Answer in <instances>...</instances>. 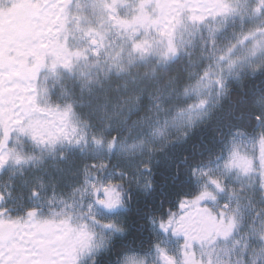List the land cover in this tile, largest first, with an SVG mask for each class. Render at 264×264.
<instances>
[{
  "label": "rangeland",
  "instance_id": "374dc122",
  "mask_svg": "<svg viewBox=\"0 0 264 264\" xmlns=\"http://www.w3.org/2000/svg\"><path fill=\"white\" fill-rule=\"evenodd\" d=\"M161 1L160 5L157 4L156 0L79 1L73 4L71 16L60 15L59 22L55 19L41 20L37 24L39 27L38 31L34 34L38 43L36 45L33 44V46H24L27 47V52H23L26 57L34 49H39L38 52L42 54L45 69L42 80L44 83L36 87V92L32 96H35L34 106L44 109V111H37L38 113H35L30 119L22 116L23 125H15L17 127L13 125L10 131L13 140L12 147L15 148L16 153L25 157L32 156L34 159L26 162L22 161L20 164H16L14 160L10 159L8 164L3 169H0V179L5 181L2 183L3 187L6 188V191L35 190L42 193L51 191L52 194H56V191L60 193L61 191H73L69 198L60 199L58 205L62 207L63 212L71 211L73 208L77 209L76 212L79 214L77 217L87 223L89 232L94 233L93 245L102 240L103 231V248L105 247L104 237L108 238L110 229H105L100 224H95L88 215L91 221L89 223L87 215H84L87 213L88 204L92 203L89 196L91 192L90 185L99 181L105 183L112 181L121 185V183H125L126 173L115 169H101L96 164L95 168L92 167L93 164L91 167H81L78 155L81 151L87 152L89 158L93 160L104 156V153L97 146L89 147L83 141L78 146L67 143L57 144L54 150H49L48 145H46L52 154L43 157L41 155L42 145L35 143L29 135L19 131L20 127H26L30 121L39 122L37 127L41 128L45 137L48 131L55 132L58 128L63 127L49 109L62 112L68 104L73 106L71 102H67V98L73 95L75 91L72 87V80L76 77L83 79L91 75V72L88 71L89 68H92L90 62L97 59L92 55V51L96 48L90 43V37L84 35L83 29L91 26L103 33L104 47L101 49V56H104L106 60H111L106 53L123 49V56L120 60L122 65L133 63L147 64L154 63L151 62V58H160L156 50L164 48L167 41L165 39L163 44L157 43V41L163 39L159 36V32L171 21L172 24L176 25L173 31V39L178 48L177 53H180L179 56H181L180 62L183 61L188 69L187 83L184 88L188 85H194L205 71H209V76L201 83L202 85H207L210 80L212 83L209 87H201L198 90L199 95H197V91L191 89L185 95L184 88L179 95L173 93L176 97L175 104L178 106L175 113L179 109L184 108V104H187V106L196 104L200 99L207 98L208 103L203 108L185 112L183 117L176 123H173L171 118L169 119L166 116L159 125L154 126L150 123L143 129H137L136 126H133L127 141L121 145L123 146L121 147L123 154L132 162H134L136 157L147 154L148 143H162L170 133L185 127L194 128L203 122L211 114V112L207 111L209 107L211 106L212 110L216 109L232 86L241 85L245 79L264 69V45L260 46V50L255 56H248L249 49L256 44V41L264 40V34L257 32L255 37H250L242 44L237 43L242 39L243 34L264 28V15L253 16L250 11H245L250 9L255 0ZM105 3L112 5L111 11L105 9ZM141 3L144 5L143 9L140 8ZM224 3H227L230 7L222 11ZM109 16L111 19H109ZM192 17H202V19L193 20ZM137 18H146L148 22L152 20H158L159 22L147 28V30L144 27H140L139 22L133 27H123L117 23V21H132ZM61 21L64 23L63 31L59 30ZM77 24H79V28ZM142 39L149 40L153 44L154 51L144 59H140L138 54L129 56L128 51L132 41ZM205 40H211L214 50L219 49L220 54L235 44L236 47L230 56L232 59H237L236 66L229 71L227 68L228 61L225 60L219 61L220 66L217 67L219 56L215 54L207 62L202 59L199 64L188 63L189 54L201 47H205L203 44ZM56 41L63 43L70 51L88 49L89 51L85 53L87 60L83 58L77 60L73 57V68L71 71L59 64H57L54 71L50 70L51 64L55 60L52 49ZM16 53L19 52L16 51ZM175 57H178V55L167 61L170 63L169 67ZM129 60L132 63H129ZM221 69H223L222 72ZM92 71H99V66L92 68ZM82 73L83 76L81 75ZM217 76L223 81L222 87L215 83ZM137 96L140 97V100L138 103L134 102L130 105L128 120L125 123H130L134 117L139 115L140 111L152 103L151 99L143 94H138ZM258 104L261 112L264 109V99ZM165 121H168V123L166 124ZM69 122L76 127H81L80 125L83 124L81 112L77 111L74 106L73 113L69 114ZM108 123L111 125L112 120L109 119ZM155 128H159L160 133L153 135L152 132ZM77 129L76 136L78 137L81 133L79 128ZM68 130L70 131V128ZM262 131H264V124L262 123H258L255 130L249 134L235 131L229 137L221 156L216 162L196 169L197 172L202 170L213 177L219 178L225 187L223 193H217L216 202H207L212 211L219 213L218 208L221 209L222 205L228 203L230 207L225 211L234 213L237 219L236 227L227 242H219L216 239L211 243L204 241L201 243L202 246H193L198 248L196 252L193 247L185 250L194 252L195 258L202 260L204 264H207L209 259L212 264H252L253 259H255L256 264H264V258L259 257L260 255L254 249L255 244L259 241V231L264 230L261 229V222L264 221V216L254 210L264 206V189L260 188V176L261 173H264V161L261 160L259 142V136ZM84 132L87 133V129ZM142 136L147 139L143 140L141 145ZM130 145H136V147H129ZM67 151L69 152L67 153ZM155 154H152V160ZM233 154H235L236 162L231 169H225L223 166L224 162L232 159ZM238 164L242 166H237ZM244 167L248 168L247 172L243 170ZM37 172H47L55 179L44 181L37 175ZM196 176L200 188L201 185L207 183L206 177ZM86 180L87 183L85 182ZM148 180L149 173L144 167L142 172L134 170L132 179L127 183L134 186L136 190L142 191L145 190L144 188H148ZM37 185H39V190H37ZM209 187L211 188L212 186L209 185ZM140 191L139 193H143ZM213 191H215L214 188ZM231 192H234L235 195H230ZM81 193H84V195L82 196ZM100 209H103V207H94L91 215L101 221ZM83 223H80V225ZM201 226L203 225L201 224ZM150 227L156 237L157 244L166 249L169 255L176 256L177 261L183 259L181 255L182 240L171 236L170 233L165 234L162 232L158 223L154 221L151 222ZM112 236L114 234L110 233L109 239ZM236 241L240 243L237 244ZM245 245H247V249H245ZM96 250L92 252V255L95 254ZM141 256L145 258L146 264H162L155 247L149 254Z\"/></svg>",
  "mask_w": 264,
  "mask_h": 264
},
{
  "label": "snow or ice",
  "instance_id": "6c2138e0",
  "mask_svg": "<svg viewBox=\"0 0 264 264\" xmlns=\"http://www.w3.org/2000/svg\"><path fill=\"white\" fill-rule=\"evenodd\" d=\"M35 7H43L44 5L37 0ZM52 8L56 5L51 4ZM105 9L111 11L112 5L105 3ZM144 5L141 3L140 8L143 9ZM229 5L224 3L222 5V11L229 9ZM62 12L63 9H60ZM245 11H250V13L255 15H264V0H255V3L251 5L250 9ZM78 19V18H77ZM109 19L111 17L109 16ZM193 20L202 19V17H192ZM137 22H139L140 27L147 28L154 26L159 21L152 20L148 22L146 18H137L132 21L122 20L117 21L123 27H133ZM79 28V24H77ZM176 25L169 21V24L163 27L159 36L163 39L157 41L159 44H163L166 39L167 44L164 48L156 50L161 58V62L166 63L170 58L176 56L178 52L177 45L173 39V31ZM64 30V23L61 21L60 29ZM135 30V29H134ZM84 35L90 37V43L92 45H98V47L92 51V55L95 56L96 62L99 63L101 57V49H103L104 35L103 33L94 28L87 27L83 29ZM257 32L264 34V28H259L254 31L243 34L242 39L237 43L242 44L247 41L250 37H255ZM99 38V39H97ZM264 45V40H257L248 52V56H255L260 50V46ZM236 45L228 48L227 51L221 53L218 57L217 67H219V61H228L227 68L229 71L233 69L237 64V59H232L230 54L235 49ZM17 50V45L15 42L10 40L8 36H5L0 40V56L4 57L5 63L9 59H15V53ZM89 51L88 49L70 51L65 45L59 41L55 42L52 49L55 55V60L52 62L50 70L54 71L57 64L62 66L69 71L73 68L72 58L75 57L77 60L83 58L87 60L85 53ZM154 51L153 44L147 39H142L139 41H132L131 47L128 51L129 56L139 55L140 59H144L147 55H150ZM33 54L36 59L31 67H26L23 70L29 74L30 79H36V74L39 69L43 67L42 54L38 51L33 50ZM107 56L113 61L112 66L117 69V71H123L122 64L120 60L123 56V49L118 51H112L106 53ZM129 63H132L129 60ZM256 70V69H254ZM223 69H221V72ZM209 76V71H205L203 75L195 82L194 85H188L184 88L185 95L188 94L189 90L197 91L199 95V89L201 87H209L212 83L210 80L207 85H202L201 81ZM215 83L223 86L222 79L217 76ZM15 89L12 93H9V87ZM0 90L3 91L2 98H0V130H2V135H0V169L6 166L10 159L14 160L16 164H20L22 161L34 159L32 156H22L16 153L15 148L9 147L10 131L13 125H23V117L21 113L27 115L29 112L44 111L35 107V96L28 95L29 92H35L36 87L34 85L20 86L14 80L8 78L7 69L3 73H0ZM140 97H135L134 102H139ZM208 103L207 98H202L196 104H189L187 108L179 109L172 117L171 121L176 123L180 118L183 117L185 112H190L194 109H201ZM32 106L31 108L29 106ZM55 115V117L63 125L62 128H58L55 132L48 131L47 136L43 134L41 128L37 127L38 121L32 122L25 127L19 128V131L29 135L31 140L37 144H47L49 150H54L57 144H64L65 142L69 145H80L83 141L87 145V134L79 129L80 135L77 137L76 133L78 131L77 127L69 122V114L73 113V106L68 104L66 108L60 112L55 109H49ZM264 112V109L261 110ZM257 123L264 124V115L259 113L254 117ZM167 124L168 121H165ZM71 129L70 131L68 129ZM160 133L159 128L153 129L152 134L156 135ZM162 134V133H161ZM115 137L109 140L107 148L112 151L115 147ZM92 142L96 146H103V139L92 137ZM259 142L261 147V160L264 161V131L260 133ZM143 144V140L140 141ZM123 147V146H121ZM129 147H136V145H130ZM236 162L235 154L230 160L224 162L225 169H231L233 164ZM242 166V165H237ZM93 168L96 167L95 164L92 165ZM99 167L104 169L107 167L106 164H100ZM147 171H151L147 165H145ZM245 172L248 171L247 167H244ZM193 175L204 176L207 178V183L201 185L200 191L194 196L182 197L177 206L176 210H169V216L167 219H163L159 222V228L162 232L167 234L171 231L173 236H183L184 243L181 245V255L183 259L177 261L176 256L169 255L167 250L162 248L159 244L155 245L156 251L159 253L162 264H204L202 260L195 258L194 252L185 251L186 249H191L193 247L192 242H204L209 243L214 242L216 237H223L225 239L229 238L232 234L234 228L236 227L237 219L234 213L226 212L230 205L225 203L219 213H214L212 209L208 206L207 202L217 201V193H223L225 191L224 185L221 183L219 178L209 175L208 172L199 171L193 169ZM87 183V180L85 181ZM209 185L212 187L210 188ZM91 192L89 196L92 203L88 204L87 213L84 215H89L91 220L95 224H100L105 229H114L115 232L122 233L125 231L124 228L119 226L114 220L107 223L96 219L94 215H91L93 208L96 206L103 207L104 209L111 211L115 208L123 205L122 193L118 189L120 188L119 183H113L108 181L107 183L99 181L97 183H92L90 185ZM213 188L215 191H213ZM260 188L264 189V173L260 176ZM87 191V190H85ZM38 193L34 190L32 195H37ZM11 195V193H9ZM83 196L84 193H81ZM230 195H235L231 192ZM5 199L3 194H0V202ZM7 209H0V264H82L86 256H91L92 252L98 249L101 245H92L90 241L93 240L94 233H90L87 228V224L79 225L76 229H73L69 225V218L61 220L59 224H53L51 220H40L39 210L30 209L26 212L25 216L16 217L13 219L10 216H6ZM219 217V218H217ZM201 224L203 226H201ZM62 226V227H61ZM34 229V231H29L28 229ZM59 229L64 236H56L54 238H40L38 235L41 232L51 233L56 229ZM261 229H264V221L261 222ZM75 233L72 239L66 245L64 243V237L69 236V234ZM259 239L264 241V230L259 231ZM239 244V241H236ZM247 249V245H245ZM264 251V248L261 249ZM95 264V261H92ZM122 264H146L145 258L136 253L125 254L122 258ZM207 264H212L209 259ZM252 264H256L255 259H253Z\"/></svg>",
  "mask_w": 264,
  "mask_h": 264
},
{
  "label": "clouds",
  "instance_id": "9594fccd",
  "mask_svg": "<svg viewBox=\"0 0 264 264\" xmlns=\"http://www.w3.org/2000/svg\"><path fill=\"white\" fill-rule=\"evenodd\" d=\"M205 47L189 54L188 63L199 64L203 59L207 62L214 54L219 56V49L213 48L211 40L203 42ZM176 55H180L177 53ZM92 68L99 66V71H88L91 75L86 78L76 77L72 80L74 94L67 98L77 111L81 112L84 131L87 129L88 146H96L92 142V137L103 139L104 156L93 160L89 158L88 153L81 151L79 155V164L81 167L96 164H106L108 169L125 172V183L129 182L134 170L143 171L145 165L151 168L154 161L153 153H163L169 147H175L178 150L179 167L189 159L193 145L190 143L192 138H196L197 146L203 138L205 129H218L226 123L227 113L223 109L213 111L211 106L207 111L211 112L199 128L185 127L179 131L170 133L165 137L162 143H148L147 154L138 156L134 162L123 154L121 145L127 141L129 132L133 126L137 129H143L150 123L159 125L166 116L170 119L175 114L177 105L175 104V93L179 95L187 83L186 76L188 69L186 64L181 61L176 64L164 66L160 61L154 63H133L122 65L123 71H117L112 66V60H106L104 56L100 57L99 63L96 59L91 62ZM83 76V73L81 74ZM246 89L241 88L240 94L243 95ZM138 94L149 97L152 103L148 104L139 115L134 117L130 123L128 120L130 105L134 103V98ZM183 107L186 109L187 104ZM264 115V112H258ZM255 114V113H254ZM257 115V114H255ZM112 123L109 125L108 120ZM115 137L116 147L109 151L107 144L109 140ZM146 140V137H141ZM199 161H197L198 163ZM37 175L44 181L54 180L47 172H37ZM39 190V185H37ZM258 214L264 216V206L254 209Z\"/></svg>",
  "mask_w": 264,
  "mask_h": 264
},
{
  "label": "flooded vegetation",
  "instance_id": "af4514ba",
  "mask_svg": "<svg viewBox=\"0 0 264 264\" xmlns=\"http://www.w3.org/2000/svg\"><path fill=\"white\" fill-rule=\"evenodd\" d=\"M84 1V0H40V2L44 5L43 7H35L37 4V0H0V40H2L5 36H8L10 40L15 42L17 45V52L15 53V59H9L7 63H5L4 57L0 56V73H3L5 69L8 72V78L14 80L20 86L26 85H34L35 87H39L42 83H44L43 77L45 74L44 66L41 67L36 74V79H30L29 74L23 69L26 67H31L35 62V55L32 52H29L27 57L23 54L27 52L24 46L37 44L38 40L34 36L38 31L37 24L43 19H55L57 22L60 20V15L62 16H71L72 14V6L73 4ZM157 4L160 5L162 3L161 0H156ZM55 4L56 7L52 8L51 4ZM60 9H63L61 12ZM55 16V17H54ZM54 17V18H53ZM58 25V24H57ZM94 48H97L98 45H92ZM38 51L37 49H34ZM15 91L11 86L9 87V93ZM36 92V91H35ZM35 92H29L28 95H32ZM3 91L0 90V98H2ZM31 108V106H29ZM35 113L38 112H29L27 115L21 113V116L24 118L30 119L34 116ZM15 126V125H14ZM82 126V125H80ZM17 127V126H15ZM81 128V127H77ZM71 130V129H70ZM0 135H2V130H0ZM12 138L10 134L9 139V147H12ZM66 143V142H65ZM47 144H42V153L43 157L50 156L52 154L51 151L46 147ZM69 152V151H67ZM3 179H0V194H3L5 199L3 202H0V209H7L6 216H10L13 219L16 217L25 216L26 212L30 209L39 210V218L40 220H51L53 224H59L61 220L69 218V225L73 229H76L80 223L87 224L85 221H81L77 216L79 215L76 212V208H73L71 211H62V207L58 205L60 199H64V197L69 198L71 192L73 191H56V194H52L51 191H47L42 193L41 191H36L37 195H32L33 191H6V188L3 187ZM194 191L192 193L197 194L200 191V187L198 183L193 180L192 182ZM128 184H126L127 186ZM11 193V195H9ZM123 205L115 208L114 210L108 211L106 209L101 210V221L103 223H107L109 221H115L119 226L125 229L124 232L118 233L115 232L114 229H110V233H113L110 239V233L108 234V238H105V247L103 248V231H102V240L98 243L101 245L96 251L94 255L86 256L82 264H92V261H95V264H121L122 258L125 254L136 253L134 249L126 248V251L123 252V242H130L134 239H126L128 234V226L127 222L124 220V212L123 209L129 211L131 205L134 206V201L136 197L139 195V191H121ZM187 193V192H186ZM188 195V194H186ZM219 205V203H218ZM175 211V209H170ZM220 208H218V212H220ZM167 217L169 216V211H167ZM85 218V217H83ZM123 218V219H122ZM167 219V218H166ZM87 220H89L87 215ZM91 222L90 220L88 221ZM62 227V226H61ZM103 228V227H102ZM29 231H34L31 227L28 229ZM106 232V231H105ZM91 233V232H90ZM171 236L172 233L169 231ZM40 238H54L56 236H64V234L57 228L54 232L47 233L41 232L38 234ZM75 233L69 234V236L64 237V243L67 245L68 242L72 239ZM178 237L184 243L183 236H175ZM108 239V241H107ZM216 240L219 242H227L229 238H221L217 237ZM92 244V241H90ZM97 243V244H98ZM125 243V245H126ZM95 244V245H97ZM93 245V244H92ZM193 246H202L201 242L193 241ZM195 252L198 250L197 247H193ZM264 248V241H259L255 244L254 249L255 252L260 255L259 257L264 258V251L261 249Z\"/></svg>",
  "mask_w": 264,
  "mask_h": 264
},
{
  "label": "trees",
  "instance_id": "16d2710c",
  "mask_svg": "<svg viewBox=\"0 0 264 264\" xmlns=\"http://www.w3.org/2000/svg\"><path fill=\"white\" fill-rule=\"evenodd\" d=\"M180 58L181 56L175 57L171 65L180 62ZM156 61L161 62V59L151 58V62ZM161 64L169 66L170 63L161 62ZM241 88L246 89L243 95L240 94ZM263 99L264 69L245 79L241 85H234L229 89L224 100L213 110L222 108L227 113L226 123L215 130L205 129L198 146L196 138H192L190 143L193 148L187 161L177 167L178 150L175 147H169L165 152L154 155V163L151 171H148V188L140 191L132 185L126 186L125 183H121L119 191L143 192L136 197L134 206L131 205L129 211L123 209L125 215L123 217L128 226V238L126 239H134V242H123V252L130 247L140 255L152 252L157 240L150 227L151 222L154 221L159 225L161 220L167 218V211L176 210L182 197L194 196L191 192L194 191L192 170L216 162L229 137L235 131L249 134L255 130L257 122L254 117L260 112L258 103ZM203 122L194 128L201 127ZM98 149L104 153L102 146Z\"/></svg>",
  "mask_w": 264,
  "mask_h": 264
},
{
  "label": "bare ground",
  "instance_id": "6f19581e",
  "mask_svg": "<svg viewBox=\"0 0 264 264\" xmlns=\"http://www.w3.org/2000/svg\"><path fill=\"white\" fill-rule=\"evenodd\" d=\"M256 126H258V123L256 124Z\"/></svg>",
  "mask_w": 264,
  "mask_h": 264
}]
</instances>
